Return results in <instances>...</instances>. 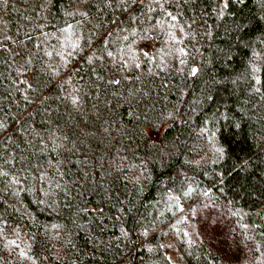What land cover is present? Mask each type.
Here are the masks:
<instances>
[{"label":"trees","instance_id":"1","mask_svg":"<svg viewBox=\"0 0 264 264\" xmlns=\"http://www.w3.org/2000/svg\"><path fill=\"white\" fill-rule=\"evenodd\" d=\"M0 264H264V0H0Z\"/></svg>","mask_w":264,"mask_h":264},{"label":"water","instance_id":"2","mask_svg":"<svg viewBox=\"0 0 264 264\" xmlns=\"http://www.w3.org/2000/svg\"><path fill=\"white\" fill-rule=\"evenodd\" d=\"M196 70V67L193 68V72Z\"/></svg>","mask_w":264,"mask_h":264}]
</instances>
